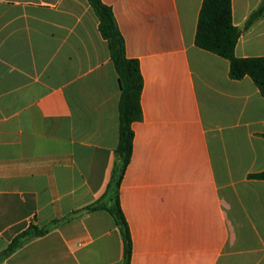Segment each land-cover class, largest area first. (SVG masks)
Instances as JSON below:
<instances>
[{
  "label": "crops",
  "instance_id": "obj_1",
  "mask_svg": "<svg viewBox=\"0 0 264 264\" xmlns=\"http://www.w3.org/2000/svg\"><path fill=\"white\" fill-rule=\"evenodd\" d=\"M143 76L119 189L131 264H264V96L196 46L204 0H102ZM262 0H232L238 58L264 57ZM88 0H0V264H124L106 210L121 87ZM50 231L4 256L31 226Z\"/></svg>",
  "mask_w": 264,
  "mask_h": 264
},
{
  "label": "trees",
  "instance_id": "obj_2",
  "mask_svg": "<svg viewBox=\"0 0 264 264\" xmlns=\"http://www.w3.org/2000/svg\"><path fill=\"white\" fill-rule=\"evenodd\" d=\"M88 1L99 18V29L103 38L108 42L111 60L115 65L121 87L119 104L120 139L117 148L119 161L113 171L106 194L95 203L75 212V214L90 213L97 210L108 211L115 219L123 235L125 243L124 264H131L132 238L121 208L119 189L132 157L134 138L132 125L143 119L141 94L144 82L139 61L126 56L125 39L112 9L105 5L102 0ZM263 16L264 0L250 15L245 29L250 28ZM241 34L242 29L235 26L233 22L232 0H204L199 15L195 39L196 46L229 60L230 77L241 80L246 76H250L264 96V57L238 58L235 49ZM250 178L264 180V171L252 174ZM56 223L57 221L42 229L31 226L14 238L3 255L13 253L26 241L34 237L47 234Z\"/></svg>",
  "mask_w": 264,
  "mask_h": 264
}]
</instances>
